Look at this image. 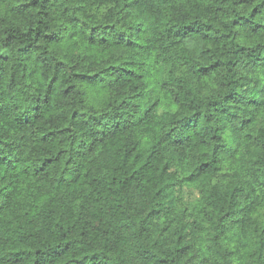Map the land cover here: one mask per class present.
<instances>
[{
    "label": "clouds",
    "instance_id": "1",
    "mask_svg": "<svg viewBox=\"0 0 264 264\" xmlns=\"http://www.w3.org/2000/svg\"><path fill=\"white\" fill-rule=\"evenodd\" d=\"M66 254L264 264V0H0V264Z\"/></svg>",
    "mask_w": 264,
    "mask_h": 264
},
{
    "label": "trees",
    "instance_id": "2",
    "mask_svg": "<svg viewBox=\"0 0 264 264\" xmlns=\"http://www.w3.org/2000/svg\"><path fill=\"white\" fill-rule=\"evenodd\" d=\"M112 179L116 180V179H118V177L113 176ZM196 192H197V195L195 197H193V198L188 197V198L191 200H199L200 192H198L197 190H196ZM186 196H187V193H186ZM189 214L191 215V213H189ZM149 215H151V212L149 213ZM195 227H196V224H195V222H193V228H195ZM177 239H179V238H177ZM74 259L75 258L73 256H71V254H66V264H71V261H73Z\"/></svg>",
    "mask_w": 264,
    "mask_h": 264
},
{
    "label": "rangeland",
    "instance_id": "3",
    "mask_svg": "<svg viewBox=\"0 0 264 264\" xmlns=\"http://www.w3.org/2000/svg\"><path fill=\"white\" fill-rule=\"evenodd\" d=\"M197 195V192H196V190H191L189 193H187V197H189V198H193V197H195Z\"/></svg>",
    "mask_w": 264,
    "mask_h": 264
}]
</instances>
